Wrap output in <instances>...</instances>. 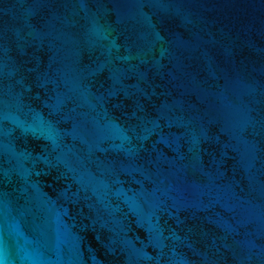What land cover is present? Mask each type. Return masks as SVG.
Listing matches in <instances>:
<instances>
[{"label":"water","instance_id":"obj_1","mask_svg":"<svg viewBox=\"0 0 264 264\" xmlns=\"http://www.w3.org/2000/svg\"><path fill=\"white\" fill-rule=\"evenodd\" d=\"M0 264H264V0H0Z\"/></svg>","mask_w":264,"mask_h":264}]
</instances>
